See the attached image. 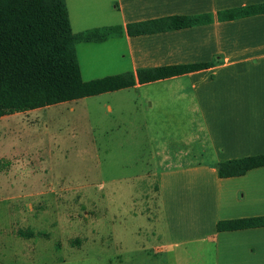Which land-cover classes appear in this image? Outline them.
I'll return each mask as SVG.
<instances>
[{
  "label": "rangeland",
  "instance_id": "374dc122",
  "mask_svg": "<svg viewBox=\"0 0 264 264\" xmlns=\"http://www.w3.org/2000/svg\"><path fill=\"white\" fill-rule=\"evenodd\" d=\"M182 90L143 86L1 119L0 264H213L209 246L174 243L158 191L179 168L168 158L211 152Z\"/></svg>",
  "mask_w": 264,
  "mask_h": 264
},
{
  "label": "crops",
  "instance_id": "0c3cea01",
  "mask_svg": "<svg viewBox=\"0 0 264 264\" xmlns=\"http://www.w3.org/2000/svg\"><path fill=\"white\" fill-rule=\"evenodd\" d=\"M66 4L73 33L123 28L119 38L76 46L86 82L142 69L211 63L207 69L146 84L137 81L132 87L180 86L183 113L201 117L209 142L206 149L211 150L199 160L165 162L179 168L160 174L164 216L174 243L209 246L213 264H264V227L217 230L221 221L264 217V166L239 177L218 174L220 163L264 154V14L221 18L223 12L264 0H66ZM197 15H208L212 21L139 36L127 30L135 23ZM81 53L89 61L85 67ZM154 100L160 102L158 97L147 98L151 107ZM207 153L209 160L204 161Z\"/></svg>",
  "mask_w": 264,
  "mask_h": 264
},
{
  "label": "trees",
  "instance_id": "16d2710c",
  "mask_svg": "<svg viewBox=\"0 0 264 264\" xmlns=\"http://www.w3.org/2000/svg\"><path fill=\"white\" fill-rule=\"evenodd\" d=\"M264 14V4L221 13L233 20ZM208 15L175 16L128 25L132 36L191 28L211 22ZM123 28L73 33L66 0H0V118L132 88L207 69L209 64L158 67L84 81L76 46L119 38ZM264 166V154L218 165L221 178L239 177ZM264 227V217L221 221L217 230ZM32 238L34 232H20ZM44 236V235H43ZM73 245L80 246L76 239Z\"/></svg>",
  "mask_w": 264,
  "mask_h": 264
}]
</instances>
